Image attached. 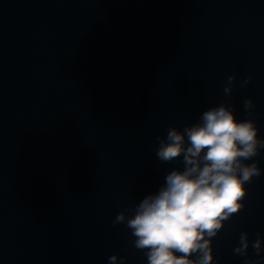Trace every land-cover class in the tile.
I'll return each mask as SVG.
<instances>
[{
	"label": "water",
	"instance_id": "obj_1",
	"mask_svg": "<svg viewBox=\"0 0 264 264\" xmlns=\"http://www.w3.org/2000/svg\"><path fill=\"white\" fill-rule=\"evenodd\" d=\"M221 104L264 139V0H0V264H147L113 221L183 170L157 138ZM253 162L214 264H264V149Z\"/></svg>",
	"mask_w": 264,
	"mask_h": 264
},
{
	"label": "clouds",
	"instance_id": "obj_2",
	"mask_svg": "<svg viewBox=\"0 0 264 264\" xmlns=\"http://www.w3.org/2000/svg\"><path fill=\"white\" fill-rule=\"evenodd\" d=\"M234 80L229 76L224 88L229 96ZM253 107L250 98L244 101L248 116ZM157 139V158L171 162L182 157L183 170L167 173L164 184L136 205L131 218L120 212L113 224L131 230L133 245L145 253L147 264H214L213 238L244 207L245 184L261 175L257 163L247 161L264 149V139L254 119L238 121L234 106L226 104L203 111L198 123L182 131L170 127L166 139ZM257 236L251 247L260 256L264 247ZM249 245L248 233L241 232L234 254L247 256ZM126 259L113 254L108 264Z\"/></svg>",
	"mask_w": 264,
	"mask_h": 264
}]
</instances>
